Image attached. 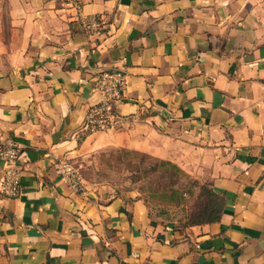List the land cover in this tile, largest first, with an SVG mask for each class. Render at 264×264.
I'll list each match as a JSON object with an SVG mask.
<instances>
[{
  "label": "crops",
  "instance_id": "crops-1",
  "mask_svg": "<svg viewBox=\"0 0 264 264\" xmlns=\"http://www.w3.org/2000/svg\"><path fill=\"white\" fill-rule=\"evenodd\" d=\"M76 1L0 0V148L17 142L23 169L0 196V264H264V0ZM110 70L118 127L86 134ZM108 147L207 183L221 220L171 229L67 176Z\"/></svg>",
  "mask_w": 264,
  "mask_h": 264
},
{
  "label": "rangeland",
  "instance_id": "rangeland-1",
  "mask_svg": "<svg viewBox=\"0 0 264 264\" xmlns=\"http://www.w3.org/2000/svg\"><path fill=\"white\" fill-rule=\"evenodd\" d=\"M66 169L75 174L83 190H104L111 196L142 200L152 217L171 229L189 228L209 199L207 183L186 173L187 178L181 174L177 178L164 161L126 149L88 151L75 157Z\"/></svg>",
  "mask_w": 264,
  "mask_h": 264
},
{
  "label": "built area",
  "instance_id": "built-area-1",
  "mask_svg": "<svg viewBox=\"0 0 264 264\" xmlns=\"http://www.w3.org/2000/svg\"><path fill=\"white\" fill-rule=\"evenodd\" d=\"M75 3L76 0H67ZM98 27L95 19L90 20L88 28L94 30ZM125 76L120 70H110L96 75L93 91L99 97L98 103L92 106L83 124V131L86 134L106 132L115 130L118 127L119 119L115 110V104L121 100ZM21 148L12 139H7L0 148V196L4 198H17L21 192V180L23 169L21 167ZM67 168V167H66ZM67 176L74 183L75 174L66 170ZM78 185V184H77Z\"/></svg>",
  "mask_w": 264,
  "mask_h": 264
},
{
  "label": "trees",
  "instance_id": "trees-1",
  "mask_svg": "<svg viewBox=\"0 0 264 264\" xmlns=\"http://www.w3.org/2000/svg\"><path fill=\"white\" fill-rule=\"evenodd\" d=\"M164 164H166L170 169H172L175 177L180 178L179 176L181 174L185 178H187L186 176L187 173L185 174V172L182 171L178 166L170 162H165V161H164ZM205 190L209 196V199L205 204L202 205L201 210H200L201 214L198 217L199 219L191 222L189 224V227L213 224L221 220L222 214L224 212L225 204H226V199L223 196L215 193L212 189L208 187L205 188Z\"/></svg>",
  "mask_w": 264,
  "mask_h": 264
},
{
  "label": "water",
  "instance_id": "water-1",
  "mask_svg": "<svg viewBox=\"0 0 264 264\" xmlns=\"http://www.w3.org/2000/svg\"><path fill=\"white\" fill-rule=\"evenodd\" d=\"M103 72H106V71H101V72L97 73L96 75H98V74H100V73H103Z\"/></svg>",
  "mask_w": 264,
  "mask_h": 264
}]
</instances>
